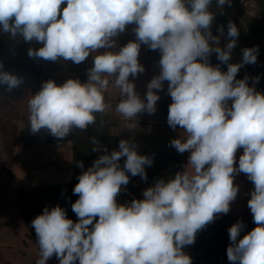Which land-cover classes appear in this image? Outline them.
<instances>
[{
    "label": "clouds",
    "instance_id": "clouds-1",
    "mask_svg": "<svg viewBox=\"0 0 264 264\" xmlns=\"http://www.w3.org/2000/svg\"><path fill=\"white\" fill-rule=\"evenodd\" d=\"M213 0H0V31L25 42L30 57L80 64L93 56L87 82L53 80L28 100V123L32 133L46 129L63 139L74 129L96 124L97 114L106 112L105 90L112 78L121 99L116 112L136 127L137 114L156 111L157 92L168 82L167 123L183 132L170 144L179 153H190L183 172L160 179L143 191V199L118 204L129 175L147 179L145 166L152 158L138 154L136 145L120 140L119 150L96 159L78 177L73 194L78 199L72 211L78 221L67 218L59 205L32 220L38 238L39 259L46 264L55 255L59 264H192L184 252L198 231L227 214L238 194L235 175L244 173L253 182L248 200L257 225L243 238L237 221L229 229L227 257L232 264H264V93L236 79L245 64H255L258 46L244 48L240 63H228L239 29L228 23L229 42L222 49L211 32L215 15ZM230 0H216L218 8ZM66 5L65 7H61ZM135 24V41L118 51L116 38ZM223 33V26L219 28ZM141 44L159 50L160 74L147 85L146 101L129 80L144 72L138 61ZM104 49L103 53H99ZM212 53L227 71L209 62ZM2 67V65H0ZM256 81L259 77L255 78ZM21 80L0 72V84L8 91ZM92 143L98 145L93 137ZM242 148L238 167L237 150ZM99 150L98 147L93 151ZM126 157L123 168L120 160ZM78 167H83L82 162ZM98 218V219H97ZM91 226V227H90Z\"/></svg>",
    "mask_w": 264,
    "mask_h": 264
},
{
    "label": "rangeland",
    "instance_id": "rangeland-1",
    "mask_svg": "<svg viewBox=\"0 0 264 264\" xmlns=\"http://www.w3.org/2000/svg\"><path fill=\"white\" fill-rule=\"evenodd\" d=\"M237 3L245 11L244 15H240L244 25L257 24L263 20V16L259 13L261 6L258 1L237 0ZM229 13L238 14L235 4L230 5ZM135 27V24L128 25L125 31L119 34L116 38L115 51L129 41L136 40ZM262 47L264 48V42ZM104 51L100 49L99 53ZM96 54L98 53L90 54L75 69L66 67L67 72H73L66 77L44 74L40 68L39 57H30L26 68L22 66L0 68V72L15 75L22 81L11 91H8L6 85L0 84V264H36L39 259V248L36 241L29 238L33 228L31 222L40 215L35 188L64 179L70 170L71 144L44 145L41 132H31L28 123V100L34 95V91L41 88L48 80H53L58 85L69 78L79 79L81 83L87 82L88 70L93 66V56ZM160 58L159 50H150L147 45L141 44L138 61L145 70L136 77L130 75L129 80L134 83L136 93L145 101L147 85L153 77L160 74ZM246 76L249 86L254 87V79L248 72H245L240 79ZM109 81L106 90L111 108L106 112L116 114L120 120L117 129L119 142L122 139L128 140L136 145L138 154L152 158L153 163L151 166H146L147 171L154 174L160 172L164 175L170 174L172 169L177 173L183 172L188 152L181 154L170 144L173 139L181 136L183 130L173 131L169 125L159 126L148 121L147 123L140 121L153 119L158 124L167 123L169 105L172 103L167 91L168 82H164L163 90H153L160 97L156 111L152 114L147 112L137 114L136 127L130 130L125 127L126 122L115 110L116 104L121 99L119 89L114 86L112 78H109ZM119 142L104 143L99 146L118 151ZM156 143L157 147L166 150L157 151ZM122 158L126 159V157ZM237 181L234 184L241 187L242 185ZM234 201L239 200L236 198ZM243 225L242 231L246 229V225L244 223ZM46 264H59V260L53 255ZM76 264L79 262L77 261Z\"/></svg>",
    "mask_w": 264,
    "mask_h": 264
},
{
    "label": "trees",
    "instance_id": "trees-1",
    "mask_svg": "<svg viewBox=\"0 0 264 264\" xmlns=\"http://www.w3.org/2000/svg\"><path fill=\"white\" fill-rule=\"evenodd\" d=\"M261 6L259 13L263 16V20L257 24L248 23L244 25L240 15H244V10L239 6L237 0H230L229 4H225L223 7L218 8L216 0H213L211 10L215 15V19L211 25V32L214 37L218 38V45L222 49L229 42L227 36L228 23L231 21L239 29V36L235 48L231 52V60L228 63H240L242 60V50L244 48H252L258 46L257 60L255 64L243 65L236 76V79H240L245 72L252 75L254 79V88L257 92L264 93V48L262 44L264 42V0H256ZM235 4L238 14H230V5ZM62 5L61 7H65ZM223 26V33L219 31V28ZM42 45L37 44L35 41L29 43L25 42L22 37L12 38L8 34L0 31V68H6L11 66H22L26 68L28 66V50L30 48L38 50ZM40 68L42 72L49 76L66 77L73 72H67L66 67L76 68L77 64L71 61H64L59 59L57 61H47L42 58ZM209 62L213 65H219L222 71H227V63H220L217 59V54L212 53L209 57ZM256 77L259 80L256 81ZM41 87V86H40ZM35 90L34 94L39 91ZM105 100L109 103L108 91L105 90ZM120 126V120L116 114L104 112L97 114V122L94 125L89 126L85 130L74 129L71 134L63 139H58L52 136L46 129H41L42 140L44 145L70 143L71 144V157H70V170L69 175L64 179L53 181L51 183L37 186V200L40 214L43 213L45 207L49 210L52 207L59 205L66 210L67 218L72 219L74 222L78 221L76 214L72 211V204L79 198L78 195L73 194L75 185L79 182L78 177L83 172L91 167L96 159L101 155L106 154L105 149L99 147L100 143H117L119 142V136L117 129ZM95 137L99 144L92 143V138ZM98 147L99 150L93 151V148ZM107 154H110L114 149H106ZM140 151V150H139ZM125 158H121L120 166L123 168ZM82 162L83 167H78V163ZM174 166V165H172ZM174 170V169H172ZM170 170V174L164 175L163 173L154 174L151 171L146 170L147 179H142L139 175H129V183L126 186H122V191L117 196L118 204L130 203L133 199H143V191L160 180H168L175 176L177 171ZM98 219V218H97ZM240 221L246 225V229L240 233L239 238H243L245 234L254 229L257 225L253 221V216L250 213L241 215L231 214H218L213 222L209 223L202 230L198 231L195 237V242L192 245L185 246L184 252L191 257L192 264H206V263H218V264H232L227 257V248L230 246L231 241L229 237L230 227ZM91 227V226H90ZM29 234V233H28ZM34 239L38 246V238L35 233V229L30 231V237Z\"/></svg>",
    "mask_w": 264,
    "mask_h": 264
},
{
    "label": "crops",
    "instance_id": "crops-1",
    "mask_svg": "<svg viewBox=\"0 0 264 264\" xmlns=\"http://www.w3.org/2000/svg\"><path fill=\"white\" fill-rule=\"evenodd\" d=\"M142 122H146L148 121V123L150 124H157L159 126H166L168 125V123L166 124H158V122L156 120H153L150 121V120H140ZM176 129H181L179 126H177ZM173 131H176L174 129H172ZM100 144H104V143H100ZM99 144V145H100ZM157 143L155 145L157 151L159 150H166V149H163L161 147H157ZM101 148H105L103 146H99ZM106 149H109V148H106ZM243 154V149L240 148L237 150V153H236V162H235V166L238 167V161H239V157L240 155ZM190 153L188 152V156L189 157ZM188 164V158H186V166ZM186 168V167H185ZM69 171V170H68ZM67 176L69 175V173L67 172L66 173ZM238 180V181H237ZM235 181H237L239 183V185L241 184L242 186L239 187V191H238V194H237V197L238 198V202L236 201H233L231 202L230 204V211L227 213V214H231V215H241V214H246V213H251L249 207H248V200L251 198V192L254 190V184L253 182H251L248 178H247V175L244 174V173H238L237 175H235V178H234V183Z\"/></svg>",
    "mask_w": 264,
    "mask_h": 264
}]
</instances>
